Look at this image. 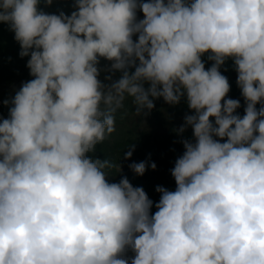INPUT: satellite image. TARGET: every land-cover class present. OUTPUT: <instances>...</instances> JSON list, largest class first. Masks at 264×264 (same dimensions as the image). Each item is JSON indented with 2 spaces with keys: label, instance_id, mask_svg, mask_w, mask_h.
Here are the masks:
<instances>
[{
  "label": "clouds",
  "instance_id": "1",
  "mask_svg": "<svg viewBox=\"0 0 264 264\" xmlns=\"http://www.w3.org/2000/svg\"><path fill=\"white\" fill-rule=\"evenodd\" d=\"M41 2L0 0L33 77L0 117V264H129V249L130 264H264V0H74L70 15ZM158 98H186L177 131L192 138L153 213L143 187L109 182L120 164L89 153L127 100L141 115Z\"/></svg>",
  "mask_w": 264,
  "mask_h": 264
},
{
  "label": "rangeland",
  "instance_id": "2",
  "mask_svg": "<svg viewBox=\"0 0 264 264\" xmlns=\"http://www.w3.org/2000/svg\"><path fill=\"white\" fill-rule=\"evenodd\" d=\"M39 8L49 14H59L60 11L71 14L74 9L72 4L65 0H53L50 6L42 2ZM20 45L14 39V32L10 30L8 23L0 22V117L7 118L10 104H4V101H10L16 91L19 90L24 82L33 77L29 74L26 67L29 57L21 58L19 55ZM207 56V54H206ZM110 62L101 60L100 67L103 69ZM225 67L234 69L231 59L224 64ZM119 72L115 73L113 79L118 78ZM105 73L102 72L100 79L105 83ZM154 108L147 114L135 115L136 108L131 100L125 102L124 108L116 113L115 131L104 141L107 145L114 146V151L107 153L110 161L121 165V171L115 168L106 170L109 182H119L123 177H127L133 186L143 187L148 197L153 201L152 212L156 211L155 203L159 201L160 193L156 191L157 186H163L168 190H175V180L171 175V169L175 165L176 159L184 152L181 141L192 138V129L189 127L184 133L177 130L184 124L186 115L193 114L188 108L186 98H182L179 104L169 105L163 98L154 100ZM237 114L243 116L240 108L236 110ZM134 144L135 148L130 159H124L125 153L130 149L128 146ZM103 153L101 148L95 150V153H89L90 156H97ZM100 156V155H99ZM147 161L149 164L155 163L156 169L149 167L143 176H137L129 168V165L136 162ZM134 253L129 249L126 258L129 264Z\"/></svg>",
  "mask_w": 264,
  "mask_h": 264
},
{
  "label": "crops",
  "instance_id": "3",
  "mask_svg": "<svg viewBox=\"0 0 264 264\" xmlns=\"http://www.w3.org/2000/svg\"><path fill=\"white\" fill-rule=\"evenodd\" d=\"M65 2L72 4V5L74 4V0H65ZM145 2H147V0H145ZM137 16L139 19H142L143 13L138 11ZM134 39H135V37H134ZM202 60L205 62L206 69L211 67L212 62L207 59L206 54L202 57ZM220 71L222 72L223 75H225L228 78L229 83L231 85V89H230V92L228 93L227 98L239 100L241 103L240 109L244 113L245 102H244L243 97L241 96L240 89L238 88L237 83H236V80H237L236 71L231 69V68H227L224 65L221 67ZM257 107H259V105H257Z\"/></svg>",
  "mask_w": 264,
  "mask_h": 264
},
{
  "label": "trees",
  "instance_id": "4",
  "mask_svg": "<svg viewBox=\"0 0 264 264\" xmlns=\"http://www.w3.org/2000/svg\"><path fill=\"white\" fill-rule=\"evenodd\" d=\"M116 126H119V123ZM98 148H101L103 153H99L100 156L99 155H97L95 157L91 156L93 159H97L98 158V159H101V160H104V159L110 160V156H108L107 153H109V151L113 152L114 149H115L113 145H110V143L107 145L104 142L102 144H98L97 147H96V150ZM112 172L115 173V168L112 169ZM108 174L113 175L112 173H108Z\"/></svg>",
  "mask_w": 264,
  "mask_h": 264
}]
</instances>
